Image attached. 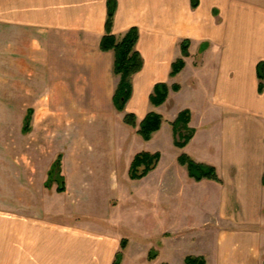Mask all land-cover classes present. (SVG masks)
Segmentation results:
<instances>
[{"label":"crops","instance_id":"0c3cea01","mask_svg":"<svg viewBox=\"0 0 264 264\" xmlns=\"http://www.w3.org/2000/svg\"><path fill=\"white\" fill-rule=\"evenodd\" d=\"M17 1L25 15L14 27L20 23L32 36L26 80L41 82L43 96L67 101L49 105L58 117L49 118L41 138L56 151L34 156L32 168L11 177L9 216L0 214V264H115L125 238L104 229L102 221L117 217L121 197L130 199V169L138 155L130 150L138 129L124 120L133 114L140 124L150 113L163 124L148 142L152 149L143 153L160 154V160L146 178L133 182L144 184L140 191L152 195L155 217L169 227L161 232L154 264H185L195 255L181 256V249L205 232L217 237L215 264H259L234 245L257 246L264 237V81L260 93L258 78L259 65L264 67V0H116L112 34L120 40L137 28L136 49L144 62L124 113L113 103L120 84L115 53L100 50L108 0ZM186 41L189 55L183 58ZM180 59L185 67L172 77ZM158 84L169 88L159 107L150 100ZM71 98L82 100L74 105ZM184 111L191 113L195 135L180 149L173 124ZM74 112L80 116L73 123L63 115ZM60 155L66 192L53 185L49 194L48 173ZM183 155L215 167L221 183L192 180L179 163ZM211 224L216 228L208 229ZM130 244L120 264H128ZM195 257L209 264L205 256Z\"/></svg>","mask_w":264,"mask_h":264},{"label":"rangeland","instance_id":"374dc122","mask_svg":"<svg viewBox=\"0 0 264 264\" xmlns=\"http://www.w3.org/2000/svg\"><path fill=\"white\" fill-rule=\"evenodd\" d=\"M13 3L14 10L11 8V0H0V214L3 216H9L11 177L14 178L15 175H19L31 167L34 156H47L50 150L56 151L57 147L55 149L54 146H49L50 144L47 141H42L41 138L47 135L45 133H48L46 122L49 118L53 117L54 121H57L58 117V113L48 112L49 105L58 104L61 106L63 102L67 101L66 98L51 100L46 95L43 96L44 91H42L43 84L41 82L26 80L31 77V74L27 75L25 72L26 60H28L26 43L27 39H31L32 36L20 29V23L17 29L14 27L16 20L18 22L23 20L25 11L21 9L19 1L14 0ZM81 37L85 41L84 35ZM69 72L71 71L66 66V73ZM68 84L72 85V83ZM71 100L72 104L77 105L81 103L82 99L71 98ZM84 100L90 101L89 98ZM54 109L56 110V108ZM29 111H32L31 123L32 127L34 125V130L26 134L24 131L26 127L25 118ZM63 115L69 117L72 123L75 120L78 121L77 117L80 116L79 113L75 112ZM69 120L67 118L66 122ZM73 131L70 132L73 133ZM131 135H133L132 132ZM137 139L135 143L130 145L133 155L152 149L149 146L151 143L143 141L138 135ZM122 179L125 180L124 176ZM139 183L130 180V186L124 185L130 189V199L121 197V208L116 212L117 217H113V221L109 218L104 219L102 226L104 229H111L114 234L127 239V247L129 240H131L127 249L129 251L128 264H154V261L148 259V254L151 250L159 252L161 232L169 227H166L167 221L158 222V218L154 215L153 201L149 202L150 199H148L152 195L147 191L142 193L140 189L144 184L139 185ZM135 184L138 186L137 190L135 189L133 192L136 187ZM45 189L47 188L45 187ZM47 191L49 194L51 193V190L47 189ZM118 204V200L111 201V206L117 207ZM215 228L216 226L211 224L208 229ZM242 229L247 230L250 227ZM217 246V237L214 238L212 234L205 232L194 237L188 246H183L180 255H202L208 259L209 264H215L213 254ZM234 248L238 250V254H244L246 257L254 255L258 258L257 263L264 264V237L261 238L260 244L257 246L238 244L234 245ZM245 262L240 264H246Z\"/></svg>","mask_w":264,"mask_h":264},{"label":"trees","instance_id":"16d2710c","mask_svg":"<svg viewBox=\"0 0 264 264\" xmlns=\"http://www.w3.org/2000/svg\"><path fill=\"white\" fill-rule=\"evenodd\" d=\"M108 15L106 22V36L102 39L100 50L104 53L114 52V74L120 77V84L115 93L113 103L116 110L120 113H124L126 106L130 101L133 94V78L136 74L143 69V58L137 51L136 47L139 41V30L137 28L131 29L125 37L117 39L112 34L113 23L117 12V1L108 0L107 3ZM193 8L196 9L197 5L193 4ZM189 41H186L182 45L183 58L189 55ZM185 67L184 59L177 61L172 68L171 76H177ZM258 78L260 81L259 92H263L264 81V67L259 65ZM175 92L179 91L178 86H174ZM169 96V88L166 84H158L154 88V93L151 95L150 100L153 106L163 105ZM32 111H29L25 118V125L28 128L25 129V133H29L30 123L32 122ZM191 120V113L184 111L180 113L178 119L174 122L173 127L176 135V147L183 149L193 139L195 130L189 127ZM125 124L133 129H138L137 134L145 141L152 140L155 133L160 131L163 124V118L155 113H150L144 119L143 122L138 124L137 118L133 114L125 116ZM160 160V154H138L131 165L130 179L132 181H140L146 178L156 167ZM179 163L182 166L187 167L189 177L196 181L201 182L203 180L214 181L221 183V179L218 176L217 170L213 166L196 163L187 155H183L179 159ZM63 156L60 155L53 163L49 173L48 180L45 184L47 189H51L53 185H57V191L59 194L66 192V179L63 175ZM127 248V241L123 240L121 245V251L116 257L115 264H120L123 258V252ZM157 252L151 251L149 254V260H154L157 257ZM185 264H206V260L202 257L190 256L185 259Z\"/></svg>","mask_w":264,"mask_h":264},{"label":"water","instance_id":"95a60500","mask_svg":"<svg viewBox=\"0 0 264 264\" xmlns=\"http://www.w3.org/2000/svg\"><path fill=\"white\" fill-rule=\"evenodd\" d=\"M27 128H28V125H26L25 129H27Z\"/></svg>","mask_w":264,"mask_h":264}]
</instances>
